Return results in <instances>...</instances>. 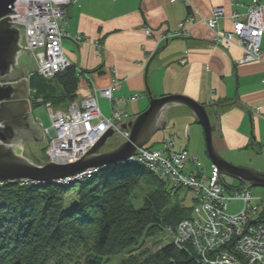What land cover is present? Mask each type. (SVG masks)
<instances>
[{
    "label": "crops",
    "instance_id": "obj_1",
    "mask_svg": "<svg viewBox=\"0 0 264 264\" xmlns=\"http://www.w3.org/2000/svg\"><path fill=\"white\" fill-rule=\"evenodd\" d=\"M240 1L249 4L253 0ZM259 1L264 5V0ZM217 5L227 9L220 21L224 29L231 27L232 11H244L233 7L230 0L72 2L66 8L67 35L62 45L77 70L88 74L86 77L79 75L78 97L79 94L82 97L77 100L86 96L89 80L94 88L101 89L117 82L114 100L99 97V104L105 116L110 117L118 109L124 112V118L132 120L149 108L148 89L156 98L173 94L187 96L210 107L212 121V115L220 120L222 136L217 128L213 133L219 153L232 164L264 173V36L262 59L239 64L237 61L243 54L239 44L235 41L229 48L213 44L214 31L198 21L209 18ZM190 15L196 20L189 24L190 38L176 36L157 40L163 33L177 31L179 23ZM146 27L152 30V36L146 33ZM78 35L81 39L76 38ZM236 97L252 114L255 146L250 142V123L244 107L234 105L217 117L218 104L229 103ZM214 102L218 104H211ZM225 108L228 106L221 105V109ZM178 109L171 118L170 114ZM191 113L192 110L184 105L171 109L164 129L174 119L173 128L165 137L173 136L177 150L185 148L191 157L200 160L204 150L202 147L195 150L191 137L195 131L199 140L203 138L206 142L205 131L202 132L201 124ZM175 130L185 137L179 147ZM249 147L256 151L252 157Z\"/></svg>",
    "mask_w": 264,
    "mask_h": 264
},
{
    "label": "trees",
    "instance_id": "obj_2",
    "mask_svg": "<svg viewBox=\"0 0 264 264\" xmlns=\"http://www.w3.org/2000/svg\"><path fill=\"white\" fill-rule=\"evenodd\" d=\"M79 75L72 65L54 81L34 75L29 84L60 106L77 99ZM75 187L77 201L65 206ZM137 189L147 190L140 208L130 201ZM180 189L129 163L103 168L78 184L0 183V264H106L124 252L118 264H205L190 242L161 239L156 249L146 247L161 230L176 229L190 217L188 208L171 205ZM258 219L264 220V210Z\"/></svg>",
    "mask_w": 264,
    "mask_h": 264
},
{
    "label": "built area",
    "instance_id": "obj_3",
    "mask_svg": "<svg viewBox=\"0 0 264 264\" xmlns=\"http://www.w3.org/2000/svg\"><path fill=\"white\" fill-rule=\"evenodd\" d=\"M74 1L18 0L14 4L13 14L24 15L26 18L28 48L25 49L34 54L40 76L49 78L71 66V61L63 52L62 42L68 25L66 8ZM230 4L244 9L232 11L230 28L224 29L220 26V19L227 13L224 6L215 8L212 16L208 19L202 18L201 22L204 21L214 31L213 44H221L227 48L235 41L239 44L243 52L237 61L239 64L260 61L261 41L264 36V5L259 0H253L249 4L240 0H230ZM29 9L33 12V17L28 20ZM188 19L189 22L196 21L193 16H189ZM183 24L184 21L179 23L180 28L175 34L186 37L188 32L183 33ZM145 31L152 36L149 27H146ZM172 35L171 32L163 33L159 41L168 40ZM117 84L119 83L98 89L95 95L111 99ZM98 103L88 90L85 98L80 102L70 103L65 111L50 112L52 121L50 129H46L42 121L37 120L45 134H50L51 129L56 134L51 137V152L49 151L53 160L62 162L77 160L78 156L84 154L87 146L93 145L111 125L114 126L115 122L124 117L123 111L115 112L113 119L102 116ZM257 111L260 112L261 109ZM121 133L124 139L129 138L128 132ZM78 135L81 138L73 139V145L70 147L69 139ZM77 141L82 143L79 145ZM161 146L154 150L140 148L135 155L127 159V163L144 166L177 185H187L198 192L200 198H204L203 202L201 200L202 206L197 209V217L182 221L175 230L168 228L174 233L175 244L182 246L190 242L205 264H264V220L258 219L264 210V198L256 199L247 188L225 192L226 185L219 176L228 186L229 183L223 179L221 173L219 174L218 167L212 164L210 171L207 172V169L201 168L199 159L191 157L187 150L176 151L174 137H166ZM189 160L197 167L196 171L186 169ZM95 171H91L92 174ZM81 176L74 179H82ZM234 199L243 201L244 207L241 211L229 213L227 209ZM199 214H204V217L198 216ZM204 219L206 222H203Z\"/></svg>",
    "mask_w": 264,
    "mask_h": 264
},
{
    "label": "water",
    "instance_id": "obj_4",
    "mask_svg": "<svg viewBox=\"0 0 264 264\" xmlns=\"http://www.w3.org/2000/svg\"><path fill=\"white\" fill-rule=\"evenodd\" d=\"M15 2L16 0H0V182L28 180L44 184L67 177H75V175L90 168L113 165L124 161L135 155L139 148L149 143L156 132L166 127L167 113L171 109L184 105L192 110L191 114L203 126L208 154L211 161L218 167L219 174L233 177L249 185L232 188L219 176L222 183L232 189L249 186L264 187V173L234 165L216 149L213 133L216 128L220 132V120L215 119L213 115V121L211 120L210 107L180 94L156 98L151 95L149 89V108L132 120H127V117L115 122V127L111 125L93 146L83 154L81 159L64 164L50 161L49 158H47L49 162L40 160L32 153L34 151H31V145L33 144L34 149L37 150L41 145L39 143V147H37L36 143L41 140L45 141V138L43 131L31 117L28 82L26 81V70L29 68V63L21 57L18 64V58L22 50L21 29L24 27L25 35L26 18L24 15H10ZM30 17H33V12L29 9L28 20ZM24 35L22 43L28 48ZM30 57L34 59L32 53ZM218 105H220V108L217 117L234 105L244 107L250 123V142L253 141L255 146L253 118L246 105L237 100V97L229 103ZM221 105H227L228 108L221 109ZM119 131L130 132L129 138L118 147L104 152L105 147L111 144L107 143L108 140L118 134ZM220 135L222 136L221 132ZM25 147H28L31 153L26 151ZM19 149L24 150L28 156L31 155L36 158L43 163V166L35 165L28 158L19 154L17 152ZM249 153L250 157L256 153L254 147H249Z\"/></svg>",
    "mask_w": 264,
    "mask_h": 264
},
{
    "label": "rangeland",
    "instance_id": "obj_5",
    "mask_svg": "<svg viewBox=\"0 0 264 264\" xmlns=\"http://www.w3.org/2000/svg\"><path fill=\"white\" fill-rule=\"evenodd\" d=\"M18 0H16V2H17ZM15 2V3H16ZM70 5V4H69ZM219 6H221V5H217V6H215L214 8H213V10L215 9V8H217V7H219ZM225 7V6H224ZM13 13H14V11L12 10V12L10 13V14H12L13 15ZM191 16V15H190ZM66 21H67V19H66ZM194 22V21H193ZM193 22H191V23H193ZM23 35H24V27H22V29H21V47H22V50H21V53H20V55H19V58H18V64H19V61H20V58L22 57L24 60H25V62H27V63H29L28 65H30V67H32L31 69H36V70H33V72L28 68L26 71H27V85H28V99L30 100V104H31V117H32V119L34 120V122L35 121H37L38 119L39 120H41L42 121V123H43V126L46 128V129H50L51 127H52V121H51V117H50V112H52V113H57V112H62V111H65L66 110V108H67V103H64V104H62V105H60V106H57V105H54L51 101H45L44 100V98H42V97H40L39 96V94H38V92H37V90H36V88H34V87H32V86H30V84H29V80L28 79H30V77L31 76H38V77H41V78H43V79H46V80H48V81H54V79H55V77L57 76V74H59L60 72H62V71H64L65 69H67L68 67H66L64 70H62V71H59V72H56L53 76H51V77H49V78H46V77H44V76H40V74L37 72V66H36V61H34V59H35V57H34V54L32 53V56H33V58L34 59H32L31 57H30V55H31V52H28L25 48H26V46L25 45H23V43H22V41H23ZM67 35V27H66V30H65V35H64V37ZM180 36H182V35H180ZM191 36V35H190ZM24 37H25V40H26V43H28V39L26 38V32H25V35H24ZM81 37L82 36H77L76 38L77 39H81ZM190 38V37H189ZM214 39V38H213ZM63 52H64V49H63ZM64 54H65V52H64ZM70 60V59H69ZM71 61V60H70ZM73 65V63H72V61H71V66ZM70 67V66H69ZM30 72H29V71ZM79 72V71H78ZM88 74L87 73H85L84 71H82V74H80V76H87ZM81 79V78H80ZM93 83L89 80V82H88V85H87V87H86V91L88 92V90L94 95V97L96 98V100H98V102H99V97H101V96H96L95 94H96V91L99 89V88H94L93 87V85H92ZM109 87H111V86H109ZM108 88V87H107ZM30 90V91H29ZM80 95V97H82V95L81 94H79ZM80 97H78V98H80ZM40 98H41V100H40ZM83 98H85V96L83 97ZM83 98H81V100L83 99ZM114 98H115V95L113 96V98H111V99H108L109 101H113L114 100ZM81 100H77L76 99V101L75 102H80ZM72 102H74V101H72ZM35 103H38L39 105H34V106H32V104H35ZM71 103V102H70ZM69 103V104H70ZM99 104V103H98ZM99 109H100V113H102V116H105L104 114H103V111H102V109H101V106H100V104H99ZM179 110L180 109H178V110H176V111H174L173 113H171L170 114V116H171V118H173V116L174 115H176L178 112H179ZM117 111H119V112H122L121 110H118V109H115L113 112H112V114H111V116L109 117V116H105V117H108V118H111V119H113L115 116H114V113L115 112H117ZM122 119H124V117L122 118ZM121 119V120H122ZM36 123V122H35ZM173 123H174V119L171 121V123L169 124V126L166 128V129H164V130H160V131H158L157 133H155L154 135H153V137L151 138V140L149 141V143H147L145 146H144V148H147L148 150H154V149H158L157 147L160 145V147L159 148H161L162 146V141L166 138L165 136L167 135V131L168 130H170V129H172L173 128ZM178 126H179V124H178ZM113 127H115V125L113 126ZM41 128V130L43 131V128L42 127H40ZM200 128L202 129V132L204 131V128L202 127V125H200ZM53 131V132H52ZM176 131V130H175ZM44 133V132H43ZM105 133V132H104ZM103 133V134H104ZM129 133V135H130V132H128ZM176 133V135H177V137H176V139H177V146L179 147L180 146V144H181V141H185V137H183L182 135H180V134H178V132L176 131L175 132ZM55 135L56 136V134H55V132H54V130L53 129H51L50 130V134L49 133H47L46 135H45V133H44V138H45V141H43V140H41V141H39V142H37L36 143V146L37 147H39V143H40V145H41V147L39 148V149H37V150H35L34 149V145L32 144L31 145V151H34V152H32L36 157H38L40 160H42V161H44V162H49V160L47 159V158H49L50 159V161H55V162H57V163H62V164H64V163H66V162H62V160L61 161H56V160H53L51 157H50V155H49V151L51 152V135ZM102 134V135H103ZM101 135V136H102ZM100 136V137H101ZM165 137V138H164ZM173 137V136H172ZM164 138V139H163ZM50 140V141H49ZM191 140H192V147L196 150V148H199L200 150H201V148L200 147H202V150H204L203 151V157L202 156H200V160H199V162L201 163V167H203V166H206V168L205 169H208L207 170V172L208 171H210V166H211V159H210V157H209V154H208V152H207V147H206V142H205V139L203 140V138H202V141H200L199 140V138L197 137V134L195 133V131H193L192 132V137H191ZM125 140H124V138L122 137V133H120V131H119V133L118 134H116V135H114L113 137H111L109 140H108V142L107 143H111V144H108L106 147H105V149L103 150L104 152H106V151H108V150H111V149H114V148H116V147H118L120 144H122L123 142H124ZM161 141V142H160ZM175 141V140H174ZM43 142V143H42ZM157 142H160L161 144H158ZM49 143H50V145H49ZM155 145V146H154ZM93 145H89V146H87V148L85 149V152L86 151H88L91 147H92ZM45 147H46V149H45ZM143 148V147H142ZM25 149H26V151H28L29 153H31V151H30V149L28 148V147H25ZM140 149V148H139ZM138 149V150H139ZM174 149L176 150V151H182V150H186L185 148L184 149H181V150H177L176 149V147L174 146ZM198 149V150H199ZM19 154H22L24 157H26V158H28L32 163H34L35 165H41V166H43V163H41L40 161H38L36 158H34L33 156H31V155H27L26 154V152L24 151V150H22V149H19L18 151H17ZM84 152V153H85ZM137 153V152H136ZM82 154H81V156H78V158H77V160H79V159H81L82 158ZM224 157H225V155H223ZM130 158V157H129ZM128 159V158H127ZM127 159L126 160H124V161H121V162H117V163H115V164H118V163H127ZM225 159H227L226 157H225ZM77 160H74V161H77ZM228 160V159H227ZM74 161H68V162H74ZM229 161V160H228ZM115 164H113V165H115ZM214 164V163H213ZM235 164V163H234ZM235 165H238V164H235ZM108 166H111V165H106V166H102V167H97V168H90V169H88V170H86V171H88V172H83V173H80V174H77V175H75V177H77V176H80V175H82L81 177H82V179L80 178H75L74 179V177H67V178H65V179H60V180H57L56 182H58V183H62V184H65V185H71V184H73V183H80V181H82V180H87V179H90L89 177L92 175V172L91 171H93V170H96L93 174H95V173H97L98 171H100V170H102L103 168H106V167H108ZM244 167H247V166H244ZM195 168H196V166H195V164L191 161V160H189L188 161V165H187V169L189 170V171H191V170H195ZM247 168H250V167H247ZM147 169V168H146ZM250 169H253V168H250ZM148 170V169H147ZM91 172V173H90ZM90 173V174H89ZM223 175V179H225L226 181H228V183H229V187H232V188H236L237 186H238V182L240 183V186H238V187H241V186H243V185H245V186H248L249 184L248 183H242V182H240L239 180H237V179H235V178H233V177H230V176H227V175H224V174H222ZM224 176L226 177V178H224ZM161 179H163V178H161ZM163 180H165V179H163ZM20 181H28V180H20ZM166 181H168L169 182V180H166ZM29 182H33V181H29ZM0 183H3V182H0ZM36 183H38V182H36ZM172 183V182H171ZM40 184H43V183H40ZM45 184V183H44ZM225 185V184H224ZM172 186H176L177 188L178 187H180L181 189L179 190V193H178V196L173 200V203L171 204V205H174L175 203H179V204H181V206H184V207H186V208H188L189 209V215H190V217H188L187 219H191V220H193L195 217H197V209L199 208V207H201L202 205H200L204 200V198H200L199 197V193L198 192H195V191H193L192 189H190L187 185H177V184H175V183H172ZM229 187H225L224 188V191L226 192L227 190L228 191H232V190H235V189H232V188H229ZM247 188H249L250 189V191L252 192V194H253V196L256 198V199H261V198H264V187H251V186H249V187H247ZM241 189H243V188H241ZM146 192H147V190H142V189H137L136 191H135V193L133 194V196L131 197V199H130V201H131V203L136 207V208H140L141 206H142V204H143V202H144V197H145V194H146ZM77 193H78V187H75V188H73L71 191H69L68 193H67V195H66V198H65V206H71L72 204H74L76 201H77V197H78V195H77ZM201 200H202V202H201ZM235 201H232L230 204H229V207H228V209H227V211L229 212V213H236V212H238V211H241L242 209H243V207H244V202L243 201H237L236 199H234ZM254 203H256V201H254ZM204 207V206H203ZM204 213V212H203ZM205 215H206V213H204ZM204 214H199L198 216H202V218L204 217ZM184 220H186V219H183L182 221H184ZM181 221V222H182ZM180 222V223H181ZM203 222H206V220L204 219L203 220ZM178 227V226H177ZM167 228H172L171 226H169V227H167ZM166 228V230L167 231H169L168 229ZM165 229H163V230H161L160 231V233L158 234V236H156V237H154V238H151L148 242H147V244H146V247H151V248H155L156 249V246H158L161 242H160V240L161 239H164L165 240V242H169L173 237H174V233L172 232L171 234L170 233H168L167 231H166ZM173 230H175V229H173ZM161 247V246H160ZM159 248V247H158ZM154 249V250H155ZM128 255V253L127 252H124V253H121V254H118L117 256H114V257H112L111 258V260H110V262L109 263H106V264H118V263H120L126 256Z\"/></svg>",
    "mask_w": 264,
    "mask_h": 264
},
{
    "label": "bare ground",
    "instance_id": "obj_6",
    "mask_svg": "<svg viewBox=\"0 0 264 264\" xmlns=\"http://www.w3.org/2000/svg\"><path fill=\"white\" fill-rule=\"evenodd\" d=\"M14 8V7H13ZM213 14V13H212ZM10 15H12V14H10ZM212 16V15H211ZM210 16V17H211ZM209 17V18H210ZM225 17V15L222 17V18H224ZM230 18H231V14H230ZM206 19H208V18H206ZM201 20H202V18L201 19H199L198 21L199 22H201ZM184 21V24H183V29H184V32L183 33H185L186 31L188 32V35L186 36L187 38H189L190 37V35H191V33H190V30H189V24H191V22H189V19H188V17L186 18V19H184V20H182L181 22H183ZM220 21H221V19H220ZM194 22H196V21H194ZM202 23H204V24H206L204 21H202ZM207 25V24H206ZM208 26V25H207ZM209 27V26H208ZM180 28V27H179ZM179 28H178V30H179ZM210 28V27H209ZM211 29V28H210ZM177 30V31H178ZM177 31H174V33H172L173 35L171 36V37H176V36H180V35H182V34H175ZM170 37V38H171ZM169 38V39H170ZM168 39V40H169ZM158 41H159V39H157ZM221 45V44H220ZM223 46V45H222ZM152 55H150V57H151ZM37 66V65H36ZM28 67H29V69L31 70V68L32 67H30V65H28ZM29 71V70H28ZM32 72H33V70H31ZM30 72V71H29ZM29 80V79H28ZM99 89H101V88H99ZM30 91V90H29ZM76 100H74V102H75ZM72 103V102H71ZM67 106H69V104H67ZM32 108V107H31ZM36 123H37V125L39 126V127H41L39 124H38V122L37 121H35ZM43 128V127H42ZM46 135V134H45ZM51 137H54V134L53 135H51ZM71 138L72 139H69L70 141H69V145H70V147H72L71 145H73V139H80L81 138V136L80 135H78V136H71ZM78 142V141H77ZM82 142H78V144L80 145ZM73 157H74V155H72ZM75 158V157H74ZM66 163H69V162H67L66 161ZM142 167H144V166H142ZM145 169H146V167H144ZM95 174H92L89 178H92L93 176H94Z\"/></svg>",
    "mask_w": 264,
    "mask_h": 264
}]
</instances>
